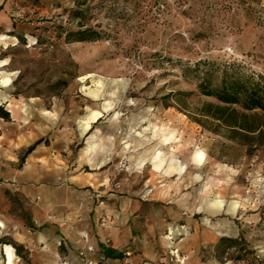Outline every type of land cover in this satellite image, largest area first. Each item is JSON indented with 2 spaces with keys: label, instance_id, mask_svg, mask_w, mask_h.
Here are the masks:
<instances>
[{
  "label": "rangeland",
  "instance_id": "374dc122",
  "mask_svg": "<svg viewBox=\"0 0 264 264\" xmlns=\"http://www.w3.org/2000/svg\"><path fill=\"white\" fill-rule=\"evenodd\" d=\"M89 28L102 38H68ZM213 63L264 77V0H0V247L25 259L15 237L30 225L4 173L97 110L90 144L106 167L83 166L138 205L107 264H264V110L202 92Z\"/></svg>",
  "mask_w": 264,
  "mask_h": 264
},
{
  "label": "crops",
  "instance_id": "0c3cea01",
  "mask_svg": "<svg viewBox=\"0 0 264 264\" xmlns=\"http://www.w3.org/2000/svg\"><path fill=\"white\" fill-rule=\"evenodd\" d=\"M93 124L87 131L54 132L48 145L33 150L23 168L18 171L9 168L4 173L6 178L16 177V183L10 181L6 186L18 192L30 221L29 226H20L15 237L18 245L24 247L26 258L20 261L16 255L12 264H84L76 252L79 227H90V241L95 248L91 257L102 264H107L113 250H121L127 244L130 230L121 224L138 205L128 194L112 191L107 183L108 174L93 175L83 166L96 163L97 168L106 167L103 161L98 162L102 153L90 144L94 141ZM78 139L88 144V152L63 155L61 148ZM84 187L88 189L80 190ZM100 197L104 199L96 204ZM96 217L97 221L102 217L105 222L98 224ZM7 245L4 243L0 251L6 250ZM5 255L8 262L7 251Z\"/></svg>",
  "mask_w": 264,
  "mask_h": 264
},
{
  "label": "trees",
  "instance_id": "16d2710c",
  "mask_svg": "<svg viewBox=\"0 0 264 264\" xmlns=\"http://www.w3.org/2000/svg\"><path fill=\"white\" fill-rule=\"evenodd\" d=\"M68 38L73 41H93L101 39L102 35L99 31L89 28L71 32L68 34ZM205 63L209 62L205 61ZM212 66L215 67L214 71H219L218 80L214 85L212 81L207 80L204 72V77L198 85L202 92L213 95L226 104H238L246 110H264V77L255 78L251 75H244L238 68L229 64L213 63ZM0 108L2 107L0 106ZM39 142L40 140L35 144ZM35 144L30 146L27 151H31ZM16 249L19 247L16 246Z\"/></svg>",
  "mask_w": 264,
  "mask_h": 264
},
{
  "label": "bare ground",
  "instance_id": "6f19581e",
  "mask_svg": "<svg viewBox=\"0 0 264 264\" xmlns=\"http://www.w3.org/2000/svg\"><path fill=\"white\" fill-rule=\"evenodd\" d=\"M10 80V78H7L5 81L3 82H6L8 83ZM12 105V104H11ZM17 107V106H16ZM102 116V112L101 111H97V110H94L91 114H89V116H87L86 118L80 120V127L83 131H87L93 123L97 122L100 117ZM161 152L159 151L156 155V158L160 161L159 163L156 164V167L159 168L161 163H162V158H161ZM193 158L198 162V163H202L204 158H205V155L202 151L200 150H197L195 151L194 155H193ZM159 193L160 194H164L165 193V190L164 189H161L159 190ZM7 248V261L8 263L7 264H12L13 262V257H14V252H13V247L12 246H9L7 245L6 246ZM171 254L173 256H175L177 258V260L179 261H183V263H185V260L186 258H182L180 255H179V250H172L171 251Z\"/></svg>",
  "mask_w": 264,
  "mask_h": 264
},
{
  "label": "built area",
  "instance_id": "2783aa9c",
  "mask_svg": "<svg viewBox=\"0 0 264 264\" xmlns=\"http://www.w3.org/2000/svg\"><path fill=\"white\" fill-rule=\"evenodd\" d=\"M12 181L16 183L15 178H13ZM119 187L120 186L117 184V188ZM61 222L64 223V221ZM78 243H79L78 253L81 256V258L84 260V264H98V261H96L94 258L91 257V254L95 252V248L91 244L90 236L87 230H82L79 233Z\"/></svg>",
  "mask_w": 264,
  "mask_h": 264
}]
</instances>
